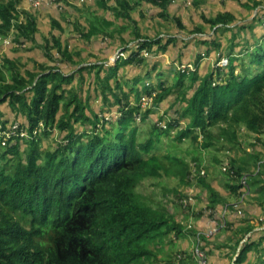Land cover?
Here are the masks:
<instances>
[{
    "label": "trees",
    "instance_id": "obj_1",
    "mask_svg": "<svg viewBox=\"0 0 264 264\" xmlns=\"http://www.w3.org/2000/svg\"><path fill=\"white\" fill-rule=\"evenodd\" d=\"M191 1L199 5V1ZM141 2L153 5L158 16H162L172 1L133 0L134 4ZM238 2L240 12L252 10L253 18L236 24V15L227 8L208 17L202 14V24L210 27L212 33L204 38L202 24L193 28L196 34L187 40L192 51L177 53L172 58V62H180L178 67L156 59L157 52L166 51L177 42V36L150 39L134 31L139 40L127 46L130 41L120 34L125 30L120 22L131 18L132 0H114L113 4L109 0H95L114 19L93 15L95 20L88 21V28L82 26L81 35L87 41L99 36L119 41L123 50L115 51L118 55L113 64L89 61L80 65V51L68 49L58 35H51L53 44L46 45L44 52L48 62L21 71L14 61L6 59L10 74L6 81L0 65V111L5 102L20 110L25 123L19 124V130L35 135L22 159L18 138H14L19 134L8 136L4 145L2 140L10 122L0 120V264H143L160 254L152 251L153 244L162 248L161 240L167 234L172 231L177 236L183 234L181 224L170 218L168 210L145 203L135 187L147 177L162 175L164 161L156 151L161 134L179 128L175 138L182 140L192 132L208 133L210 127L218 124L227 128L244 126L259 136L257 140L264 133V28L257 40L253 35L244 38L243 50L238 54L230 51L242 41L237 38L226 53L218 37L219 30L228 31L227 39L234 40L241 29L264 23L258 16L264 12V6L260 7L263 1ZM17 3L18 0H0V35L14 30L16 41L23 36L33 44L37 19L29 11H23L26 17L20 19ZM176 21L181 27L179 19ZM80 26L76 25L74 30ZM58 28L61 29L59 22ZM52 48L54 53L50 51ZM245 53L247 61L241 56ZM222 58L228 60L224 66L219 63ZM63 65L67 71L62 70ZM87 73L91 77L85 84ZM77 78L78 85H74ZM93 80L102 104L118 105L114 121L108 122L107 127L108 120L86 113V93L91 90ZM83 82L84 93L79 89ZM169 97L177 101L178 107L171 117L157 123L149 138L140 141L139 127L135 124L141 119L137 116L139 109L144 102L152 106L145 109L142 117L145 120L151 108ZM54 130L60 135L64 132L54 149L39 150L36 133L49 135ZM13 138L17 141L13 142ZM8 154L12 161L3 162ZM165 157L176 168L169 171L186 174L183 160ZM231 169L232 173L236 171L238 181H227L224 193L221 191L218 197L211 183L205 181V172L201 174L199 169L197 175L212 193L211 207L220 202L226 204L223 208L226 216H220L224 224L237 220L240 223L236 219L242 216L238 212L240 204L251 193L249 178L246 176L247 192L248 187L241 183L244 175H239L233 164ZM261 187L264 188V183ZM227 199L236 201L227 204ZM16 211L27 217V226L14 219L12 212ZM251 229L252 225H248L247 230ZM199 241L198 238L203 249ZM250 251L260 253L252 264H264V235L244 243L235 253L234 261L247 262Z\"/></svg>",
    "mask_w": 264,
    "mask_h": 264
},
{
    "label": "rangeland",
    "instance_id": "obj_2",
    "mask_svg": "<svg viewBox=\"0 0 264 264\" xmlns=\"http://www.w3.org/2000/svg\"><path fill=\"white\" fill-rule=\"evenodd\" d=\"M171 1L167 7V13L158 16V11L153 5L150 6L146 2L134 4L132 0L131 18L120 22L125 27V30L120 34L130 41L127 46L139 40L134 31H138L143 37L150 39H156L162 35L177 36V42L166 51L157 52L158 57L156 58L164 64L171 63V65L177 67L181 65L180 62L178 60L172 62V58L177 53L188 54L192 51V44L187 40L193 34H196L193 32V28L201 26L203 22L202 14L208 17L214 15L220 9L227 8L236 15V24L246 23V21L253 18L251 15L252 10L240 12L241 5L238 0H197L199 1L198 6L191 0ZM254 1H263L260 7L264 6V0ZM56 2L57 5L52 3L51 6L44 7L45 11H43L42 7H33L25 0H18L17 9L20 13V19L26 17L23 11L33 13L37 19L38 29L34 35L35 42L33 44L26 42L23 36L18 37L17 42L15 40L17 33L14 30H11L7 35H0V65L4 69L5 81L10 78L6 59L14 61L17 69L21 71L34 69L36 64L47 61L48 58L44 55V52H47L46 45L51 46L53 44L51 35H58L59 39L68 45V49L80 51L82 56L80 65L87 64L89 61L113 64L118 55L117 52L123 50V47L119 45V41L110 40L108 37L107 40L99 36L97 39L92 38L91 41H87L81 35L82 26L84 25L85 29L88 28V21H94L95 17L103 18L104 16L114 19L109 10L99 8L95 4V0H56ZM113 3L114 0H109V4ZM59 6H61V10H59ZM47 7H50L49 11H47ZM263 13L261 11V14H258L259 19H264ZM176 19H179L181 27L177 24ZM58 22L61 29L58 28ZM76 25H81L79 30H74ZM202 25L203 37H209L212 30L210 27ZM231 25H235V23ZM112 28L116 27L113 26ZM262 28H264V23H257L248 30L241 29L236 32L234 40L227 39L228 31L223 33L219 30V41L225 47L226 53L230 50L229 47L234 41L236 42L238 39L242 41L237 46H233V50L230 51L238 54L243 50L244 38H250L253 35L254 39L257 40V35ZM117 49L118 51L115 52ZM153 49H156V47L154 46ZM50 51L54 53L55 49L52 48ZM241 56H244L245 61L248 60L247 53ZM186 62L187 58L183 60V64L185 65ZM62 67V70H68V68L64 69V65ZM239 69L240 67H237L236 71L238 72ZM88 74L85 76V84L91 77V74ZM92 79L93 77L90 80ZM78 80V78L74 79L73 84L78 85ZM94 85L93 80L91 90H86V97L88 96L86 113H95L100 115L101 119L108 120L105 123L107 127L108 122L114 121L117 114L115 110L118 105L116 103L111 105L102 104ZM85 86L83 82L82 86L79 87L80 92L84 93ZM1 87L2 84H0ZM65 87L67 86L65 85ZM150 106L149 103L144 102V105L139 109V114H137L141 118L135 121V124L139 127L138 139L140 141L150 137L159 121L171 117L178 104L177 101H173L172 97H169L167 101L161 103L158 107L151 108L146 119L142 120L145 109ZM1 107L0 120H6L7 123L10 122V125L14 122L18 124L25 123V117L21 115L20 110L12 109L7 102L1 104ZM178 129L159 136L160 143L156 151L164 161L162 175L147 177L138 182L135 192L141 195L143 201L148 205L163 207L168 210L171 214L170 218L178 221L184 232L180 236H177L174 231L170 232L169 235L167 234L161 240L162 248L155 247L156 245L153 244L151 246L152 251H157L160 254L152 256L151 260L144 261L143 264H167L169 262L173 264H200L196 255V248L200 249L197 245V235L206 256L205 264H237L234 261L235 253L239 251L240 247L251 239L264 235V188L261 187V184L264 183V144L262 145L264 133L257 140L256 137L259 136L247 130L244 126L234 125L227 128V125L218 124L210 127L208 133L192 132L182 140H178L175 138V132ZM6 131H9V129ZM23 133L14 135V138H18L20 144L19 154L22 159L30 148L31 138L35 136L30 135L26 130H23ZM8 134H6L7 137ZM63 135L64 132L60 135L56 130L49 135L37 132L39 150L43 152L53 150ZM14 138L12 141L16 142L17 140L14 141ZM165 155L175 156L183 160L187 167L186 174L182 175L169 171L168 169L176 170V168L170 166L169 158ZM4 161L10 163L12 161L11 155L8 154L3 159ZM231 164L234 165L239 175L243 174L246 180L247 177L249 178L251 193L244 198V203L240 204L239 209L242 216L236 218L240 220V223H238V220L234 223L226 221L225 225L224 223L220 224V221L217 220L221 219L222 210H224L226 204L220 202L215 208L211 207L210 197L212 193L210 194L209 189H206L203 183L199 181L197 175L198 170L203 168L205 170L204 179L206 182L211 183L216 195L221 191L224 193L227 181H238L236 171L232 173ZM257 172L259 173L256 175ZM254 190L259 191L254 192ZM235 201L236 199H227L225 203L234 204ZM12 216L24 226L29 224L27 217L20 211L12 212ZM227 219L229 218L227 217ZM218 225H222V227ZM248 225H252L251 230H247ZM249 234L252 235L250 238ZM226 252L229 253L226 254ZM230 255H233L232 261ZM259 255L260 253L256 251H250L247 262L242 264H252Z\"/></svg>",
    "mask_w": 264,
    "mask_h": 264
},
{
    "label": "built area",
    "instance_id": "obj_3",
    "mask_svg": "<svg viewBox=\"0 0 264 264\" xmlns=\"http://www.w3.org/2000/svg\"><path fill=\"white\" fill-rule=\"evenodd\" d=\"M28 1H29V3H30L32 6L37 7V6L41 5V4H42L44 1H46V0H28ZM227 62H228L227 58H222V59L219 61L220 65H222V66L226 65ZM17 129H18V124H17V123H14V124L11 126V129L7 132V134L10 133V134H8V136H10L11 134H15V133L17 132ZM20 134H24V133H23V132H20ZM5 139H6V137H5V138L3 139V141H2L3 144H5ZM201 173L203 174V171H201ZM241 182H242L245 186H247L245 176L242 178ZM210 233H211V232H210ZM196 255H197V257H198V259H199V261H200V264H205V261H206L205 254L203 253V251H202L201 249L196 248Z\"/></svg>",
    "mask_w": 264,
    "mask_h": 264
},
{
    "label": "clouds",
    "instance_id": "obj_4",
    "mask_svg": "<svg viewBox=\"0 0 264 264\" xmlns=\"http://www.w3.org/2000/svg\"><path fill=\"white\" fill-rule=\"evenodd\" d=\"M25 1H27V3L29 4V5H31L30 3H29V1L28 0H25ZM52 3H55L56 5H57V2L55 1V0H46V1H44L41 5H39V6H37V7H41V6H43V5H47V6H51L50 4H52ZM32 6V5H31ZM33 7H35V6H33ZM14 123H17V122H14ZM14 123H11V125L9 126V130L11 129V126L14 124ZM18 124V123H17ZM20 132H23V130H19V124H18V129H17V132L15 133V134H20ZM13 135V134H12ZM6 138H7V136H5ZM3 141V140H2ZM5 143H6V139H5ZM5 145V144H4ZM201 171H203V173L205 172V170L203 169V168H200V173H201ZM202 174V173H201ZM244 177V176H243ZM242 177V178H243ZM242 178H241V180H242ZM242 183V182H241ZM243 184V183H242ZM246 184H247V186L246 187H248V190H247V192H249V186H248V183H247V180H246ZM244 185V184H243ZM245 186V185H244ZM223 211V210H222ZM225 211H223V213H222V215H224L225 213H224ZM238 212L240 213V210H238ZM217 221H220L219 223L221 224L222 223V221H221V219L220 220H217ZM223 224V223H222ZM219 227H222V225H218ZM198 238H199V236L197 235V237H196V240H198ZM199 243H200V241H199ZM198 245V244H197ZM199 246V245H198ZM201 249V248H200ZM202 251H203V249H201ZM205 258H206V256H205ZM206 262V261H205Z\"/></svg>",
    "mask_w": 264,
    "mask_h": 264
},
{
    "label": "crops",
    "instance_id": "obj_5",
    "mask_svg": "<svg viewBox=\"0 0 264 264\" xmlns=\"http://www.w3.org/2000/svg\"><path fill=\"white\" fill-rule=\"evenodd\" d=\"M46 6H47V5L42 6V10H43V11H45V8H44V7H46ZM49 9H50V7H47V11H49ZM47 11H46V12H47ZM225 194H227V193H225Z\"/></svg>",
    "mask_w": 264,
    "mask_h": 264
}]
</instances>
